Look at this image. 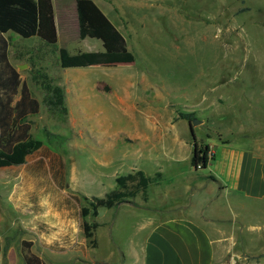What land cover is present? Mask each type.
Returning <instances> with one entry per match:
<instances>
[{
  "label": "rangeland",
  "instance_id": "obj_1",
  "mask_svg": "<svg viewBox=\"0 0 264 264\" xmlns=\"http://www.w3.org/2000/svg\"><path fill=\"white\" fill-rule=\"evenodd\" d=\"M61 1L67 16L63 25L69 41L66 46L74 54L78 47L75 2ZM96 2L125 36L135 62L91 72L90 79H100L102 92L67 99L66 113L45 103L41 85L46 78L57 85L54 79L61 76L54 71L60 64L57 48L47 46L45 52L38 37L7 34L15 66L22 57L35 60L30 84L40 109L32 116V136L44 145L29 161L40 158L32 164L51 171L43 174L41 183H34L43 189L40 200L49 192L53 194L49 201L55 200L56 207L70 199L73 209L81 208L87 205L83 196L103 198L117 189L116 182L107 177L132 169L150 176L184 171L201 178L207 169L195 172L189 162L195 142L218 146L212 171L224 176L232 174L235 162L245 153L264 156V0ZM46 53L52 62L40 60ZM184 114H192L193 120L182 118ZM225 140L230 144L220 145ZM96 155L110 157L103 162ZM58 164L61 170L66 167L79 173L69 172V182L85 195L66 187L63 174L60 177L55 172ZM17 170L12 168L9 173ZM160 184L156 198L152 197L155 204L171 203L173 194L163 192V178ZM14 200L8 192H0L2 264H25L21 242L32 239L25 230L7 229L8 222L15 220ZM216 206L224 218L232 220L228 223H245L240 235L225 226L218 264H264V200L241 204L231 195L218 200ZM103 211L102 218H109L111 212ZM95 220L93 216L88 219L89 223ZM130 220L127 214L121 216L123 227H118L117 234L127 237ZM98 241L94 254L112 258L117 249L109 235H99Z\"/></svg>",
  "mask_w": 264,
  "mask_h": 264
},
{
  "label": "crops",
  "instance_id": "obj_2",
  "mask_svg": "<svg viewBox=\"0 0 264 264\" xmlns=\"http://www.w3.org/2000/svg\"><path fill=\"white\" fill-rule=\"evenodd\" d=\"M73 1L76 9V0ZM93 1L96 2V0ZM53 4L58 43L55 46H51L42 41L41 44L45 52H47V46L57 48V58L60 63L59 50L61 48L67 49L66 45L69 42L65 36L67 33L66 27H63L66 24L65 19L67 16L64 15L66 10L63 9L64 4L61 0H53ZM75 20L77 23V34L74 40L78 42V47L75 48L74 54L78 52H103L104 46L101 40L90 37L80 39L77 10L75 12ZM7 34L5 35L6 37ZM40 60L45 63L52 62V60L48 59L47 53ZM11 64L19 73L21 81L27 83L33 96L36 97L30 84L31 71L35 65V60L32 62V60H24L22 57L19 59L17 66L12 62ZM107 66L112 65L62 66L60 63L59 67H56L54 71H60L61 76L56 77L54 81L64 89L65 102L69 98H83L102 92L99 89L100 79L95 78L92 80L90 77H93L91 72L107 68ZM68 72H75V74H66ZM90 92L92 93L90 94ZM19 98L20 93L16 96V100ZM67 105L70 106L68 100ZM32 116L34 115L29 116L31 121L33 120ZM32 130L33 127L31 128V134ZM229 144L228 140L220 143L223 146H228ZM209 146L211 147V156L213 158L201 178L184 171L180 173H173V171L162 172L163 192L173 194L171 203L155 204L157 186L161 185L159 183L148 188L146 198L144 193L141 192L129 202L112 208H99L98 216L95 220L98 223L94 233L97 242L96 247L88 245L81 226L80 208L76 207V209H73L75 205L70 199L66 200V204L64 203L63 207L60 204L59 207H56L55 200L54 202H49L61 214V219L65 221L76 219L79 222V231L75 236L71 234L62 235L56 241L46 242L45 237H49L52 232L57 230L51 229L43 220L38 219L44 211L39 205L40 198L43 196H38L39 193L43 192V189L40 190L34 183H41L39 180L44 177L43 174L47 176L48 173L51 174V171H46V169L41 171L39 165H33L32 162L40 158L29 161L32 154L24 165L0 169V192H8L9 197H15L13 208L15 220L8 222L7 229L14 231L22 229L27 233L29 232L32 239H23L22 241H31L33 243L32 251L45 260L47 264H218L221 261L223 242L226 239L224 235L227 232L225 226H229L232 231L236 230L238 235H240L245 228V223L242 225L237 223V221H233L232 224L228 223L232 220L224 218L222 210L216 206V202L223 197L231 195L235 196L241 204H246L247 201L259 202L264 200V156L263 154L245 153L235 162L232 167V174L228 173L224 176L215 174L212 171V162L216 159L218 146ZM96 156L97 159L101 157L103 162L110 157L108 155ZM191 158L189 159L190 165ZM12 168H18V170L9 173ZM62 168L63 166L58 164V169L55 172L60 177L63 174L64 180L67 181L66 187H70L74 193L81 192L85 195L83 189L71 185L69 182V172H72V175L79 173H75L71 169L67 171L66 167L65 170H61ZM191 168L195 171L192 165ZM192 169L188 171L192 172ZM134 171L138 170L132 169L129 173ZM118 175L107 178L115 181ZM207 177H211V179H207ZM25 186L27 188L26 192H24ZM180 191L183 192L180 194ZM47 194L46 197L48 199L53 195L52 193L49 194V192ZM1 210L2 207L0 206ZM103 210L111 212L109 218H102ZM123 214H127L131 218L129 222L131 230H128L127 237L117 234L118 227H123V225L121 226V221H119ZM1 219L2 214H0V221ZM103 233L109 235L112 246L117 249L112 258L98 257L93 252L98 248L99 235ZM231 238L233 241L236 239L235 237ZM0 240L1 242L3 241L2 233H0ZM61 255L65 256L63 260L60 259ZM0 264H2V254Z\"/></svg>",
  "mask_w": 264,
  "mask_h": 264
},
{
  "label": "trees",
  "instance_id": "obj_3",
  "mask_svg": "<svg viewBox=\"0 0 264 264\" xmlns=\"http://www.w3.org/2000/svg\"><path fill=\"white\" fill-rule=\"evenodd\" d=\"M79 22V37L96 38L102 41L103 52H78L71 54L67 49L59 50L62 66L84 65H121L135 62V55L129 50L127 40L99 5L93 0H76ZM13 32L25 39L38 37L45 43L55 46L58 32L55 22L53 0H0V169L24 165L28 157L43 148V141L31 134L33 122L29 116L36 115L40 103L30 91L26 82H22L16 68L9 60V39L5 36ZM46 78V77H45ZM46 92L45 103L51 108L67 112L64 89L45 79L41 84ZM20 93V98L16 96ZM182 118L193 120L192 114ZM213 158L209 145L195 148L191 165L195 169L206 168ZM163 178L162 172L154 176L138 170L115 179L117 189L105 197H87V203L80 208L81 226L91 247H96L94 237L98 227L96 221L89 223V217L98 216L99 208H112L129 202L139 193H146L151 185H157ZM80 203V197H75ZM25 264H47L32 251L31 241H22ZM2 242L0 240V260ZM264 256V255H263Z\"/></svg>",
  "mask_w": 264,
  "mask_h": 264
},
{
  "label": "clouds",
  "instance_id": "obj_4",
  "mask_svg": "<svg viewBox=\"0 0 264 264\" xmlns=\"http://www.w3.org/2000/svg\"><path fill=\"white\" fill-rule=\"evenodd\" d=\"M40 207L44 209L42 215L38 219L43 220L51 229H56L50 234L49 237H45L46 242L51 243L58 240L62 235L75 236L79 231V222L76 219L63 220L61 214L57 212L49 202L47 197L40 200Z\"/></svg>",
  "mask_w": 264,
  "mask_h": 264
},
{
  "label": "water",
  "instance_id": "obj_5",
  "mask_svg": "<svg viewBox=\"0 0 264 264\" xmlns=\"http://www.w3.org/2000/svg\"><path fill=\"white\" fill-rule=\"evenodd\" d=\"M190 127H191V131H192V126H191V124H190ZM196 143V142H195Z\"/></svg>",
  "mask_w": 264,
  "mask_h": 264
}]
</instances>
